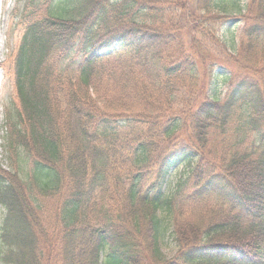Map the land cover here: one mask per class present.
<instances>
[{
  "label": "trees",
  "instance_id": "1",
  "mask_svg": "<svg viewBox=\"0 0 264 264\" xmlns=\"http://www.w3.org/2000/svg\"><path fill=\"white\" fill-rule=\"evenodd\" d=\"M190 1L25 0L8 145L31 161V180L0 168V261L42 264L56 236L64 264L87 252L90 264H140L144 249L164 260L159 211L168 209L177 252L164 264H264V0H250L240 16V54L227 57L239 71L225 77L223 100L203 46L232 16L211 12L214 0ZM166 4L174 21L156 24L163 20L153 7ZM119 49L151 60L143 103L129 113L125 66L92 79L93 66ZM71 55L88 82L64 71ZM193 161L192 192L167 196L172 169ZM118 166H127L121 190L112 186ZM101 195L119 207L94 211ZM49 198L57 201L52 233L42 214Z\"/></svg>",
  "mask_w": 264,
  "mask_h": 264
},
{
  "label": "rangeland",
  "instance_id": "2",
  "mask_svg": "<svg viewBox=\"0 0 264 264\" xmlns=\"http://www.w3.org/2000/svg\"><path fill=\"white\" fill-rule=\"evenodd\" d=\"M195 0H191L193 3ZM231 1L233 3L239 4L241 8H247L250 0H215L214 5L212 7V11L219 13L220 10H224L227 5H231ZM235 4V5H237ZM202 7V6H201ZM157 16L160 17L163 21H158L156 24H167L171 21H174L175 12L173 10V6L171 5H158L153 7ZM239 8V7H238ZM236 7L235 9L238 10ZM236 11L233 8H229V12L231 14H235V20H230L231 22L219 24L215 27L214 31V41L211 43L206 42L203 47H207L210 49L209 53L213 54L211 59H208L210 62H207L208 65H211L212 60H216V70L217 73L215 75V96L222 97L225 95V76L228 74L238 73L236 67L231 66L227 62V57L235 56L238 57L240 54V40H241V29L243 27V23L239 19V13L242 10ZM23 9V0H2V4H0V168L7 171L8 175H14L17 171L20 178L24 182H30L31 180V161L25 158L24 160H18L16 152L12 151L8 145V136L12 131L10 126V122L8 120L9 114H14L16 116V110L18 109V103L15 100V90L13 86V79L11 76V62L17 54V50L20 45V41L24 30L26 28V23L24 22V15L26 12H22ZM205 8L202 7V14L205 13ZM246 11V9H245ZM244 11V12H245ZM243 12V13H244ZM179 13V11H178ZM242 13V14H243ZM167 32L165 35H167ZM184 41L185 38L183 37ZM218 40H220L221 44H225V47L219 44ZM163 50L167 56L172 55L174 47L171 46L172 41L169 42L163 39ZM203 49V48H202ZM222 50H224L225 54L221 57ZM226 50V51H225ZM133 51V50H132ZM127 49H119L115 52L110 53L101 58L96 65L93 66V78H102L108 79L111 77V73L113 69H118L121 67L126 68L124 77V89H120L122 92V99L124 100V104L129 106H124V112H130L131 110H135L137 104L140 102L143 103L142 96L145 91V87L147 82H149V72L148 67L151 64V60L147 56H143L144 54L139 55L138 53L132 52ZM220 54V57L216 58L215 56ZM216 58V59H215ZM166 60V57L164 58ZM81 58H77L75 56H70L64 63V71L69 72L73 78H77L79 76V72L77 71L78 64L80 63ZM204 68L203 72L205 71ZM215 70V71H216ZM202 72V73H203ZM83 82H88L89 79L87 76L82 77ZM151 94H154V91H150ZM154 96V95H153ZM118 99V96L114 101ZM15 100V101H14ZM130 118V116H129ZM128 137L127 131L125 132V139ZM184 142L180 147L184 146ZM21 153V152H20ZM125 152L121 151V154H118L119 160L124 161ZM2 166V167H1ZM120 172L116 177V180L112 183V186L117 190H121L124 184H128L127 182V166L121 167L118 166ZM194 168V163H184L178 165L175 170L170 174L165 190L168 196H174L177 189L183 188V194H189L192 192V177L191 172ZM109 183V182H106ZM123 186V187H122ZM122 187V188H121ZM33 194L37 193L33 191ZM120 200L117 197H114L112 200L106 201L101 195L97 200V204L93 207L94 211L101 212V209L106 211L108 210V205L111 204L112 208L116 209L119 207ZM126 204V203H125ZM45 208L42 209L43 219L46 222L47 226L50 228V233L56 231V220H55V212L57 201L55 198H49L44 203ZM6 215L5 211L0 209V231L2 226V221L4 216ZM160 217L163 221L164 234L160 240L161 252L163 254V259H156V257L151 250L144 249V251L140 254L141 263L140 264H164L165 262L172 259L177 252V244L173 238V215L172 212L168 209H161ZM54 228V229H53ZM141 237L138 238V240ZM55 248L45 247L40 254V260L42 264H64V255L63 250H61V246H57L58 238L55 237ZM59 244V243H58ZM5 248H0V255L4 251ZM107 251L104 254L106 258ZM1 258V257H0ZM90 256L89 252L86 253L85 259L80 262L77 261L74 264H90ZM76 259L78 256L76 255ZM1 260V259H0ZM0 264H12L10 260H5L4 263L0 261Z\"/></svg>",
  "mask_w": 264,
  "mask_h": 264
},
{
  "label": "bare ground",
  "instance_id": "3",
  "mask_svg": "<svg viewBox=\"0 0 264 264\" xmlns=\"http://www.w3.org/2000/svg\"><path fill=\"white\" fill-rule=\"evenodd\" d=\"M0 77H1V72H0Z\"/></svg>",
  "mask_w": 264,
  "mask_h": 264
}]
</instances>
